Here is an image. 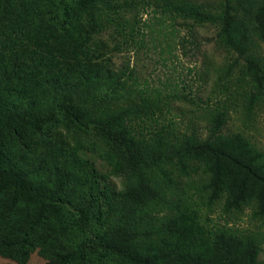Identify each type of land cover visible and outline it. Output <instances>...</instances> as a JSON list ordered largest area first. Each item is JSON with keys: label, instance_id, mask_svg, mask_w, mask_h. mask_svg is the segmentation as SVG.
<instances>
[{"label": "trees", "instance_id": "1", "mask_svg": "<svg viewBox=\"0 0 264 264\" xmlns=\"http://www.w3.org/2000/svg\"><path fill=\"white\" fill-rule=\"evenodd\" d=\"M18 2V17L33 13L34 18L47 15L55 21L54 13L67 11L66 0ZM14 6L2 4L5 10ZM147 7L159 9L163 19L216 27L221 46L248 56L245 74L253 88L249 101H264V63L252 53L251 31L253 27L264 40V0H74L73 14L55 24L51 37L61 34L85 46L111 31L122 40L116 49L143 47L148 32L136 17ZM32 56L0 52L1 255L27 264V251L41 247L47 264H107L100 250L113 264H264L261 243L253 236L219 230L209 241L197 242L175 200V180L164 168V178L155 173L162 163L179 166L184 174L197 166L195 173L206 174L202 186L210 206L223 202L226 213L253 206L254 216L264 217V153L244 136L225 133L226 111L212 116L205 138L196 133L177 136L164 128L151 131L143 126L150 104L137 78L128 82L125 73L95 66L94 71L80 69L62 77L44 72L29 60ZM59 121L69 130L95 131L118 157L116 175L123 178V190L113 200L119 223L102 232L96 243L85 241L90 206L80 207L75 215L63 203L65 191L82 183L76 165L49 163L47 157L32 154L33 140Z\"/></svg>", "mask_w": 264, "mask_h": 264}, {"label": "rangeland", "instance_id": "2", "mask_svg": "<svg viewBox=\"0 0 264 264\" xmlns=\"http://www.w3.org/2000/svg\"><path fill=\"white\" fill-rule=\"evenodd\" d=\"M6 2L16 6L7 11L2 7ZM18 4V0H0V13L7 12L5 16L0 14V52L7 57L16 52L31 53L29 60L38 62L44 72L60 73L62 77L80 69L94 71V66L125 73L128 82H131L129 77L137 78L149 99L148 117L143 125L149 130L164 128L177 136L196 133L205 138L212 116L226 111L225 133L244 136L264 153V101L253 104L249 101L253 88L245 74L248 56L221 46L216 40V27L198 25L191 20L163 19L159 9L147 7L136 17L138 26L148 32L147 45L129 44L116 49L121 39L114 38L110 31L80 46L76 40L62 39L61 34L51 37L55 24L73 14L74 0H66V13L53 14L55 21L47 15L34 18L33 13L18 17L21 15ZM251 31L255 42L252 53L264 63V40L253 27ZM133 98H138L137 94ZM33 141L34 157H47L49 163L57 160L62 166L68 162L76 165L82 183L65 191L63 203L75 215L80 207L90 206L85 241L96 243L102 232L119 223L120 210L113 200V194L123 190V178L116 175L117 154L95 131L69 130L62 121ZM196 167L192 166L189 174H184L179 166L166 163L155 168L159 179L164 178L161 172L164 168L175 180L174 191L179 196L175 200L187 216L186 221L193 226V238L199 243L206 242L219 230L253 236L261 243L259 259L263 261L264 217H255L253 206L241 213H226L223 202L210 206L202 186L206 174L202 170L195 173ZM40 248L27 251V264H47ZM99 255L105 263L113 264L104 251L100 250ZM0 264L19 263L0 254Z\"/></svg>", "mask_w": 264, "mask_h": 264}]
</instances>
